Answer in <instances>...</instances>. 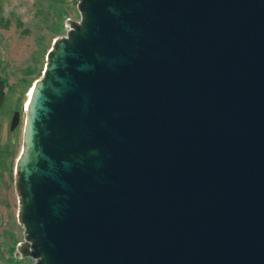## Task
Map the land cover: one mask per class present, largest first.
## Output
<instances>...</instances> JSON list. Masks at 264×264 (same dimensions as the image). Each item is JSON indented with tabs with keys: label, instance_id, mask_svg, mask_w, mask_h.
Segmentation results:
<instances>
[{
	"label": "water",
	"instance_id": "95a60500",
	"mask_svg": "<svg viewBox=\"0 0 264 264\" xmlns=\"http://www.w3.org/2000/svg\"><path fill=\"white\" fill-rule=\"evenodd\" d=\"M75 2L23 108L15 258L264 264V0Z\"/></svg>",
	"mask_w": 264,
	"mask_h": 264
},
{
	"label": "rangeland",
	"instance_id": "374dc122",
	"mask_svg": "<svg viewBox=\"0 0 264 264\" xmlns=\"http://www.w3.org/2000/svg\"><path fill=\"white\" fill-rule=\"evenodd\" d=\"M77 18L74 0H0V79L5 83L0 105V264H32L29 257L14 256L23 240L16 219L13 166L21 147L24 113L13 138L8 132L10 119L15 111H23L52 40L63 35L66 19ZM17 21L23 25L15 26Z\"/></svg>",
	"mask_w": 264,
	"mask_h": 264
},
{
	"label": "flooded vegetation",
	"instance_id": "af4514ba",
	"mask_svg": "<svg viewBox=\"0 0 264 264\" xmlns=\"http://www.w3.org/2000/svg\"><path fill=\"white\" fill-rule=\"evenodd\" d=\"M75 4H76V2H75V0H74V5H75ZM59 7H60V5H59ZM75 8H76V7H75ZM54 9H55V8H54ZM77 19H78V18H77ZM77 19H76V20H77ZM67 20H69V19H66V21H67ZM21 25H23V24H22V22H19V21H17L16 24H15V26H17V27H19V26H21ZM64 25H65V24H64ZM65 30H66V28H65ZM64 33H65V31H64ZM64 33H63V35H64ZM61 36H62V35H61ZM58 37H59V36H58ZM56 38H57V37H56ZM54 39H55V38H54ZM54 39H53V40H54ZM53 40H52V41H53ZM41 71H42V69L40 70V74H41ZM30 86H31V85H30ZM1 104H2V103H1ZM24 107H25V105H24ZM18 112H19L18 123H17V126H16L14 129H16V128L18 127V124L20 123L21 114H22L23 111H18ZM14 129H13V130H14ZM8 132H9V135L13 138V133H12V131L8 130ZM11 133H12V134H11Z\"/></svg>",
	"mask_w": 264,
	"mask_h": 264
},
{
	"label": "trees",
	"instance_id": "16d2710c",
	"mask_svg": "<svg viewBox=\"0 0 264 264\" xmlns=\"http://www.w3.org/2000/svg\"><path fill=\"white\" fill-rule=\"evenodd\" d=\"M4 87H5V83L2 79H0V105L3 102Z\"/></svg>",
	"mask_w": 264,
	"mask_h": 264
},
{
	"label": "bare ground",
	"instance_id": "6f19581e",
	"mask_svg": "<svg viewBox=\"0 0 264 264\" xmlns=\"http://www.w3.org/2000/svg\"><path fill=\"white\" fill-rule=\"evenodd\" d=\"M28 94H29V91H28Z\"/></svg>",
	"mask_w": 264,
	"mask_h": 264
}]
</instances>
